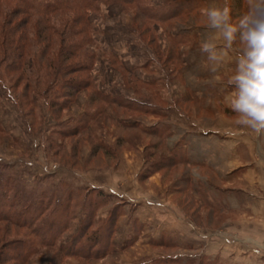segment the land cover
I'll return each instance as SVG.
<instances>
[{"label":"rangeland","instance_id":"374dc122","mask_svg":"<svg viewBox=\"0 0 264 264\" xmlns=\"http://www.w3.org/2000/svg\"><path fill=\"white\" fill-rule=\"evenodd\" d=\"M175 1L178 0L113 1L92 12L93 41L91 39L84 50L89 51L88 56L95 57L87 59L89 69L67 76L90 80L92 85L72 95L60 96L63 93L60 84L48 91L44 82L37 84L38 76L47 74L40 66L47 68L45 64L51 58L58 62L55 49L49 50L45 57L29 55L26 72L10 65L11 60L0 54V176L12 177L15 183L28 189L32 198L42 188L56 192L57 200L50 207V213L58 204V197H64L69 188L91 187L93 183L99 187L109 183L133 195H153L156 199L175 202L204 232L220 229L238 235L248 230L260 233L256 240L264 242V223L262 226L260 221H243L244 214L236 211L214 212L203 204L197 189L190 183L195 173L207 176L208 182L225 192L243 182L227 183L217 172L197 165L172 164L166 143L143 127L156 119L157 112L165 117L166 107L171 103L195 121L236 120L223 104L190 100L185 90L188 71L181 58L185 49H195L198 43H184L183 36L173 35L205 26L201 13L212 0H201L193 10L179 16L163 17L174 10ZM228 2L232 20L238 22L247 11L246 0ZM19 19L17 17L16 21ZM193 21H196L195 26ZM121 58L127 65L148 60L147 69H143L147 75L153 73L150 62L156 61L152 69L161 72L163 78L156 84L144 82L138 75L120 67ZM77 60L73 58L69 63ZM51 79L48 77L46 81ZM98 91L106 93L111 100L100 97ZM263 137L261 135V140ZM261 145L264 150V141ZM125 154L132 166L123 168ZM45 165L54 173L45 172L42 169ZM234 174L242 176L241 168L227 176ZM113 197L117 196L112 194L110 203L99 210V219H106L109 210L118 204L119 201L112 203ZM122 201L119 203H124ZM125 203L119 219L129 209ZM130 207L131 216L134 205ZM71 208L76 213L75 219L60 235L58 245L69 243L80 231L86 212L76 203ZM29 232L27 228L0 221V264H136L138 260L148 261L157 256L164 264L174 251L151 239L148 242V238L132 239L131 236L127 241L119 238L118 244L114 242L115 232L113 247L105 256L85 258L64 255L57 245L44 246ZM22 240L36 241L33 252L25 259L23 248L18 247ZM14 241L19 242L15 244Z\"/></svg>","mask_w":264,"mask_h":264},{"label":"crops","instance_id":"0c3cea01","mask_svg":"<svg viewBox=\"0 0 264 264\" xmlns=\"http://www.w3.org/2000/svg\"><path fill=\"white\" fill-rule=\"evenodd\" d=\"M206 31L205 26H199L186 29L184 33L174 32L173 35L183 36L184 43L193 41L199 45L200 38ZM202 59L195 48L189 55L185 52L181 62L189 72L198 70ZM147 63L148 60H144L138 65H127L123 61L120 67L138 75L144 82L156 84L163 78L162 73L152 69L157 62L151 61L149 68L153 73L147 75L143 70L147 69ZM185 90L192 101L223 104L233 113L223 102L224 96L231 90L229 87L210 86L204 83L193 86L188 81ZM166 110L165 117H160L157 112L156 119L150 124L145 123L143 127L158 140L166 143V152L172 164L197 165L198 168L204 167L217 172L220 179L227 183L243 182L239 187L225 192L214 186V183L208 182L207 176L195 173L190 183L197 189L196 193L203 204L214 212H240L244 214L243 221L248 223L260 221L263 226L264 150L261 143L264 137L261 140V135L256 136L249 129L236 124L235 120L195 121L185 116L172 103L167 105ZM124 158L122 167L132 166L127 154ZM238 168H241L242 176L238 174L227 176ZM42 169L54 173L47 165ZM156 181L160 184L158 180ZM93 186L96 185L93 183ZM99 187L117 196L112 198V203L124 200L125 207L129 208L126 209L127 213L118 219L114 241L118 244L121 242L119 238L127 241L126 238L132 236V239L148 238V242L151 239L156 244L166 245L174 249L168 255L174 258L170 257L164 264H264V242L256 240L261 236L258 232L242 230L238 235L220 229L204 232L173 201L156 199L153 195H133L109 183ZM132 204L134 212L130 216ZM159 258L160 256L153 257L152 261L138 260L136 264H162L157 260Z\"/></svg>","mask_w":264,"mask_h":264},{"label":"trees","instance_id":"16d2710c","mask_svg":"<svg viewBox=\"0 0 264 264\" xmlns=\"http://www.w3.org/2000/svg\"><path fill=\"white\" fill-rule=\"evenodd\" d=\"M113 1L135 2V0H0V18L3 16L0 21V54L11 60L10 65H15L17 69L23 68L22 70L26 72L28 69L25 64L29 55L39 54L45 57L49 50L55 49L54 54L58 62L51 58L45 64L47 68L40 66V70L46 69L47 74L43 77L38 76L37 84L42 85L44 82L47 91L60 84L63 90L60 96L72 95L92 85L90 80L67 78L73 72L89 69L90 63L87 59L95 57L88 56L89 51L84 50L85 46L93 41L90 14L98 11L103 4ZM200 1H175L174 10L162 13L163 17L168 19L191 11L200 4ZM17 17H20L18 21ZM73 58H78L77 62L69 63ZM48 77L52 79L46 81ZM97 93L100 97L111 100L105 94L99 91ZM35 196L32 198L28 189L15 183L12 177L0 176V221L27 228L40 244L57 245L64 255L103 257L112 249L117 222L119 216L124 213V203L115 204L109 210L106 219L98 218L99 210L110 203L111 193L97 186L71 187L64 197H58L60 198L58 204L51 213L49 209L57 198L56 192L50 188H42ZM74 203L86 212L80 231L69 243L58 245L60 235L75 219L76 213L71 208ZM31 242L22 240L18 244V247L24 250L22 251L24 255L19 253L23 259L28 258L33 252L34 243Z\"/></svg>","mask_w":264,"mask_h":264},{"label":"clouds","instance_id":"9594fccd","mask_svg":"<svg viewBox=\"0 0 264 264\" xmlns=\"http://www.w3.org/2000/svg\"><path fill=\"white\" fill-rule=\"evenodd\" d=\"M247 11L233 22L228 0H212L202 10L207 31L196 51L203 57L187 80L198 86H226L224 104L235 123L264 135V0H246ZM195 26L196 21L192 22ZM192 48L185 51L189 55Z\"/></svg>","mask_w":264,"mask_h":264}]
</instances>
